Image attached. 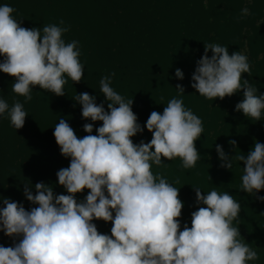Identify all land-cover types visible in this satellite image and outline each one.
Masks as SVG:
<instances>
[{"label":"clouds","instance_id":"9594fccd","mask_svg":"<svg viewBox=\"0 0 264 264\" xmlns=\"http://www.w3.org/2000/svg\"><path fill=\"white\" fill-rule=\"evenodd\" d=\"M14 11L7 4L0 6V56L4 57L0 72L14 77L11 91L25 102L31 101L35 86L65 95L66 77L79 83L84 76L79 42L62 39L70 30L62 26L63 20L60 26L44 25L41 32L22 27ZM242 14L248 15L249 10L244 8ZM244 73L251 76L246 55L239 51L230 55L227 46L205 43L191 86L209 100L243 89L244 98L235 109L259 121L264 95L242 78ZM175 75L184 78L180 69ZM111 76L100 80L108 111L87 92L73 98L82 105L84 119L102 121L97 135L91 134L92 123L83 125L89 133L83 138L64 119L54 127L61 154L71 158L70 165L57 172L58 183L68 194L55 195L53 187L39 182L35 195L25 186L26 199L38 205L30 211L3 199L0 231L20 239L13 246H0V264H248L258 260V252L233 226L241 204L232 195L215 189L203 195L201 188L194 187L197 204L204 206L192 212L191 227L185 224L180 230L184 204L179 188L152 171L162 158H180L183 169L196 166L201 157L195 142L204 132L202 120L185 108L182 99L172 98L162 114L152 111L147 119L151 141L137 145L132 137L143 129L132 111L133 99L126 101L111 87ZM176 89L184 93L182 85ZM5 113L16 129L24 126L28 115L19 100L9 106L0 98V115ZM229 143L236 146L235 140ZM216 151L221 161H227L222 167L231 169L234 161L243 162L241 190L249 194L264 190V144L256 142L247 156L237 153L231 160L221 145H216ZM85 189L89 190L85 200L77 201L76 194ZM93 220L111 222V235L99 233Z\"/></svg>","mask_w":264,"mask_h":264},{"label":"trees","instance_id":"16d2710c","mask_svg":"<svg viewBox=\"0 0 264 264\" xmlns=\"http://www.w3.org/2000/svg\"><path fill=\"white\" fill-rule=\"evenodd\" d=\"M15 9L13 17L22 27L33 29L48 24L70 30L62 35L66 43L78 41L84 76L79 83L70 78L64 86L65 95L35 86L32 99L11 91L14 77L0 72V98L9 106L14 100L24 104L28 113L22 128L10 123L7 113L0 115V208L3 199L22 204L26 210L38 205L29 202L25 186L36 194L35 184L43 182L53 187L55 195L65 194L59 185L57 172L70 165V157L61 154L55 141L54 127L64 119L78 138L88 135L86 123L93 124L92 135L102 121L82 117V105L73 98L87 92L97 105L108 111V101L100 92V80L111 76V87L125 100L133 99L132 111L143 129L132 137L133 143H148L152 133L145 127L152 111L163 113L172 98H180L203 123L204 132L195 142L201 159L191 169H183L180 158L152 165L169 183L179 188L184 204L179 218L181 229L191 227V214L204 205L197 204L194 187L203 195L212 189L228 192L241 204L239 218L233 226L259 255L248 264H264V190L249 194L241 190L243 162L234 161L231 169L222 167L216 151L221 145L231 160L237 153L247 156L256 142L264 144V112L259 121L247 118L235 106L243 100V89L224 99L209 100L191 86L197 62L205 52V43L227 46L229 54L239 51L248 58L251 76L242 74L264 95V0H0V6ZM247 8L248 15L242 10ZM209 50L208 56L211 58ZM4 57L0 56V62ZM176 69L184 78L178 79ZM182 85L184 93L176 89ZM235 140L233 147L229 141ZM178 181V182H177ZM89 190L76 194L84 201ZM114 215V214H113ZM101 234L111 235V222L93 220ZM20 237H9L0 231V246L10 247Z\"/></svg>","mask_w":264,"mask_h":264}]
</instances>
